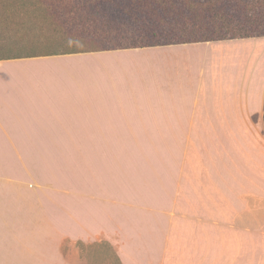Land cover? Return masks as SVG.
I'll return each instance as SVG.
<instances>
[{"label": "crops", "instance_id": "crops-1", "mask_svg": "<svg viewBox=\"0 0 264 264\" xmlns=\"http://www.w3.org/2000/svg\"><path fill=\"white\" fill-rule=\"evenodd\" d=\"M263 121L264 36L0 60V264H264V146L246 139ZM93 136L246 140L214 147L215 175L169 178L166 204L89 194L87 223L72 209L63 230L58 205L49 225L48 194L23 177L49 169L26 154ZM48 232L65 253L45 254Z\"/></svg>", "mask_w": 264, "mask_h": 264}, {"label": "rangeland", "instance_id": "rangeland-1", "mask_svg": "<svg viewBox=\"0 0 264 264\" xmlns=\"http://www.w3.org/2000/svg\"><path fill=\"white\" fill-rule=\"evenodd\" d=\"M82 1L83 0H81V2ZM142 1L148 4L150 0ZM151 1L154 4L150 7L148 4L150 12H148V10L140 11L138 15L135 16H138L137 19L114 18L113 14L109 13L112 15V18L109 20L98 18L97 21H91L92 18L87 17L88 20L77 18L78 20L75 22L68 19L67 24H63L65 26H62L60 29L66 33H70L71 31L78 32L81 34L82 38L87 33V30L91 31V36L95 35L98 39H105L104 46L107 48L126 46L131 44V42L154 44L182 38H221L248 33V31L242 29L240 24H234L233 18L238 16L237 11L239 9L234 7H231V9L223 3V0ZM220 1L222 2L223 8H225L220 14H224V19H226L224 25L219 24L221 21L217 20L221 29H215V27L212 28L209 26L200 31H195L190 25L197 21L194 17L195 12H193V8L197 6L203 9L206 5L211 6L212 4L218 6ZM9 2L11 3V1ZM49 2L52 7L59 4V0H49ZM121 3L125 5L126 2L121 0ZM106 4L107 3H104L103 5ZM230 4L233 5V1H231ZM78 6L81 5L78 4ZM155 7L158 9H154L155 11H153ZM227 9H230V13H228ZM219 16L220 15H218L216 19L219 18ZM62 18L63 17H60L59 20H56L57 24L64 21ZM229 20L232 22L231 25H225ZM73 22H75V24H72ZM218 25L213 26L217 27ZM12 27H16V25H12ZM4 28L6 29L0 31L4 36L5 31H7V37L11 36V52L21 50V52L24 53L40 54L48 53L58 48L63 50L68 46L69 48H78L80 44L83 46V43H86L88 47L94 46L93 42L86 40L82 41V39L81 42L75 40L73 42L64 41L62 43L56 40H46L42 34L38 32L43 31L44 28H39L41 30L38 31H36L37 29L21 28V30L23 29L21 32H15L19 34L18 38H20L19 36H23L26 39V41H23L22 45H20L23 47L20 49L19 40H16L17 38L11 34V30L14 32L15 29L11 28L10 24L8 27ZM213 29H215L214 33L211 31ZM56 30H58V27H56ZM129 30H132V33ZM260 31H262V29ZM86 38L89 39L90 36ZM67 55L74 54H66V56ZM34 63L35 64L32 65L40 64L39 62ZM73 63L82 65L89 62L80 60L61 62V64ZM261 128L259 123L255 124V129L258 130V133L255 137L246 138L248 144L264 146V131L262 132ZM55 139L56 138L53 140ZM246 139L202 136L62 137L57 138L58 148L62 150L61 153L26 154L29 161L36 160L40 156L42 157V159L40 158L41 161H44L42 166H47L49 169L48 174H46L47 178L45 172L41 174L43 181L37 180L39 182H36V178L33 176L32 172L30 176L23 175V177L26 178L27 183H36L35 185L31 184V187L39 189L37 192H45L48 194V201H45L48 210V224H56V216L54 223H51L50 220L54 217L52 212L54 213L59 205L64 211V217L62 221H60V227H63V230H70L76 226L71 219L72 209L79 212L80 217L84 219L86 223L92 216L87 212L89 194H91L92 197L94 194H101L102 196L104 194H110L113 203L123 199L128 201L150 200L154 203L166 204V182L169 178L215 175L213 170L212 172L210 171L211 166H214L212 162L217 160V154V157L221 155V152L218 151L217 153L215 148H229L235 144L241 145L245 143ZM91 145L93 149H91ZM212 147H215L214 150ZM210 172L212 174H210ZM75 176L76 179H73ZM11 177H14V174H11ZM30 177L34 182H28ZM12 182L11 178V183ZM57 195L62 196V198H58V201L56 200ZM112 208L113 210L118 209V207H114V205ZM100 211L102 214V206ZM180 213H182V210L181 212L177 211V216L184 221L185 217ZM26 235L28 236V234ZM259 236H261V234H257V239H259ZM34 246H37V243H35ZM67 248L68 244L66 242L58 246L56 233L48 232L47 249H45L46 255H57L58 250L61 251V253H65ZM33 249L34 248H32V250ZM77 250L81 256L93 257L99 256L104 252L103 247L85 245L82 242L77 243Z\"/></svg>", "mask_w": 264, "mask_h": 264}, {"label": "trees", "instance_id": "trees-1", "mask_svg": "<svg viewBox=\"0 0 264 264\" xmlns=\"http://www.w3.org/2000/svg\"><path fill=\"white\" fill-rule=\"evenodd\" d=\"M9 1H11V3ZM231 1H233V5L230 4ZM48 2L49 0H0V30L6 29L4 27H8L10 24L11 28L15 29L14 32L11 30V34L17 39L15 37L12 38L19 40L20 49L23 48L20 45H22L23 41L25 42L26 39L23 36H19L20 38H18L19 34L17 33L21 32L23 29H37L36 31L41 30L39 28H44L43 31L38 32L42 34V36L46 40H56L57 42L62 43L64 41L73 42L75 40H77V42H81L82 39V41L86 40L93 42L94 46L97 47H88L86 43H83V46H81L80 44V47L78 48H69L68 46L63 50H61V48H58L57 50H53L48 53L33 54L26 52L24 53L21 52V50L11 52V36L7 37V31H5V37L0 31V60L78 54L115 49L154 47L165 46L170 44L206 42L223 39L251 38L264 36V0H223V3L226 6L230 8L234 7L239 9L237 11L238 16H235L233 18L234 24H240L242 26V29L244 31H248V33L246 32L243 35L221 38H182L178 40L154 44H141L138 42H131V44H128L126 46H118V48H107L104 46L105 39H98L95 37V35L91 36V31L87 30L88 34L86 33L82 38L81 34H79L78 32L71 31L70 33H66L64 31H61L60 28L67 24L68 19L70 21L75 22L78 20L77 18H81V20H88L87 17L92 18L91 21H97L98 18L109 20L112 18L111 14H113L114 18L117 17L119 19H137L138 16H135L138 15L140 11L148 10V12H150L149 7L154 4L151 0L148 2L149 7L148 4L143 3L144 1L142 0H123V2H126L125 5L121 3V0H83L82 2L81 0H59V4L53 7L50 5V2ZM104 3L107 4L103 5ZM78 4H80L81 6H78ZM154 9L157 10L158 8H153V11H155ZM224 9L225 8H223L221 1L218 6H214V4H212L211 6L206 5L205 7H203V9L196 6V8H193V12H195L194 17L197 21H195V23L193 24H190L191 27H193L195 31H200L201 29H205L209 26L212 28L215 27V29H221V27L218 25L217 20L221 21L219 24L224 25V21L226 20L224 19L225 15L220 14V12ZM228 13H230V9L228 10ZM218 15L220 16L216 19ZM60 17H63L62 19H64V21L62 23L57 24L56 20H59ZM75 22H73L72 24H75ZM231 23L232 22H230L229 20L228 23H225V25H231ZM12 25H16V27H12ZM26 25L29 27H27ZM213 25L218 26L216 27ZM56 27H58V30H56ZM21 28L23 29L21 30ZM215 29L211 31H213L214 33ZM261 29L262 31H260ZM129 31L132 33V30ZM87 36H90V38H86Z\"/></svg>", "mask_w": 264, "mask_h": 264}]
</instances>
